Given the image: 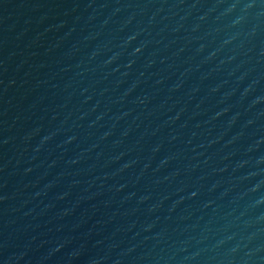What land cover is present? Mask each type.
I'll return each mask as SVG.
<instances>
[{
	"label": "water",
	"instance_id": "water-1",
	"mask_svg": "<svg viewBox=\"0 0 264 264\" xmlns=\"http://www.w3.org/2000/svg\"><path fill=\"white\" fill-rule=\"evenodd\" d=\"M0 264H264V0H0Z\"/></svg>",
	"mask_w": 264,
	"mask_h": 264
}]
</instances>
